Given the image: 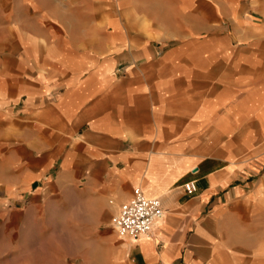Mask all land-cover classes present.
Here are the masks:
<instances>
[{
    "label": "crops",
    "instance_id": "obj_1",
    "mask_svg": "<svg viewBox=\"0 0 264 264\" xmlns=\"http://www.w3.org/2000/svg\"><path fill=\"white\" fill-rule=\"evenodd\" d=\"M137 187L166 211L121 236ZM25 223L29 264H264V0H0L10 245Z\"/></svg>",
    "mask_w": 264,
    "mask_h": 264
},
{
    "label": "built area",
    "instance_id": "obj_2",
    "mask_svg": "<svg viewBox=\"0 0 264 264\" xmlns=\"http://www.w3.org/2000/svg\"><path fill=\"white\" fill-rule=\"evenodd\" d=\"M184 190L193 193L197 189L195 181L183 185ZM163 201L159 197H148L137 187L131 200L123 203L113 222L121 236L138 238L151 236L158 219L165 214Z\"/></svg>",
    "mask_w": 264,
    "mask_h": 264
},
{
    "label": "rangeland",
    "instance_id": "obj_3",
    "mask_svg": "<svg viewBox=\"0 0 264 264\" xmlns=\"http://www.w3.org/2000/svg\"><path fill=\"white\" fill-rule=\"evenodd\" d=\"M25 222V220H23ZM23 228L17 231L16 245H10L14 237L10 230L0 229V264H29V236L38 237L37 230L29 231V228ZM12 249V250H11ZM16 250L15 253L11 251Z\"/></svg>",
    "mask_w": 264,
    "mask_h": 264
}]
</instances>
